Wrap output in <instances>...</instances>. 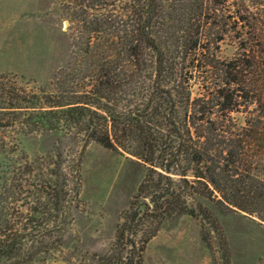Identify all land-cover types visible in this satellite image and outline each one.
<instances>
[{
	"label": "trees",
	"instance_id": "16d2710c",
	"mask_svg": "<svg viewBox=\"0 0 264 264\" xmlns=\"http://www.w3.org/2000/svg\"><path fill=\"white\" fill-rule=\"evenodd\" d=\"M72 2L78 10L75 18L90 33L89 49L77 54L73 72L59 80L55 92L9 83L10 75H0V151L16 134L40 131L67 130L81 135L85 144L68 163L57 154L55 167L0 159V264H28L61 250L81 205L82 153L91 141L129 151L149 166L137 194L149 202L121 226L113 253L95 254L94 264H143L147 244L158 230L153 220L190 214L207 217L220 228L199 197L264 221L260 23L240 13L233 22L215 23L214 40L234 30L238 52L227 60L209 55L196 63L205 29L213 23L191 18L204 10L217 13L216 2ZM180 39L176 49L196 63L189 79L177 72L171 50ZM87 61L97 74L83 72ZM202 72L207 74L201 91L194 94L190 80ZM153 75L154 81L173 84L129 83ZM241 109L247 113L243 125L232 115ZM144 225L145 233L139 235ZM204 238L208 240L206 234ZM223 257L230 261L225 239Z\"/></svg>",
	"mask_w": 264,
	"mask_h": 264
},
{
	"label": "rangeland",
	"instance_id": "374dc122",
	"mask_svg": "<svg viewBox=\"0 0 264 264\" xmlns=\"http://www.w3.org/2000/svg\"><path fill=\"white\" fill-rule=\"evenodd\" d=\"M72 1L0 0V75H10L9 83H30L35 89L55 92L59 89V80L73 72L77 54L89 49L90 33L82 29L75 18L78 10ZM193 1L198 2L187 0L188 3ZM209 1L218 3L217 13L207 15L204 10L202 15L191 18V21L204 19L213 23L205 29L203 53L196 63L209 59V55L227 60L238 52L234 30L228 31L225 39L214 40L219 29L215 23H230L240 14L248 15L252 22L260 23L264 35V0H203V3L206 5ZM182 43V39L174 40L171 50L177 72L182 71L189 79L196 63L193 56L177 50V44ZM83 72L91 75L98 70L87 61ZM206 74L202 72L191 78L194 94L201 91ZM138 79L129 83L173 84L154 81V75L153 79ZM232 115L239 125L245 124L247 113L243 109ZM82 138L67 130L19 133L8 140V147L0 151V159L14 164L27 160L34 166L45 163L55 167L52 163L58 160L57 154L68 163L81 152L85 144ZM148 172L149 166L129 151L89 142L82 153L81 205L64 244L53 255L38 257L28 264H94L95 254L113 253L121 226L128 225L131 213L149 202L148 197L137 196ZM198 199L218 220L221 229L215 228L207 217L190 214L153 220L158 230L147 244L143 264H264L263 220L206 197ZM145 228L144 225L139 230V235L145 233ZM224 239L229 262L223 257ZM126 252L123 250V254Z\"/></svg>",
	"mask_w": 264,
	"mask_h": 264
}]
</instances>
